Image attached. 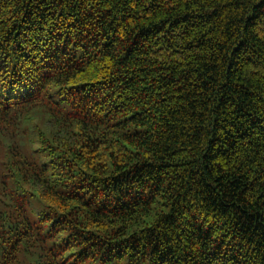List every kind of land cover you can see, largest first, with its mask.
Wrapping results in <instances>:
<instances>
[{"label": "trees", "instance_id": "1", "mask_svg": "<svg viewBox=\"0 0 264 264\" xmlns=\"http://www.w3.org/2000/svg\"><path fill=\"white\" fill-rule=\"evenodd\" d=\"M0 159V264H264V0H0Z\"/></svg>", "mask_w": 264, "mask_h": 264}, {"label": "rangeland", "instance_id": "2", "mask_svg": "<svg viewBox=\"0 0 264 264\" xmlns=\"http://www.w3.org/2000/svg\"><path fill=\"white\" fill-rule=\"evenodd\" d=\"M34 142V136L32 132L25 133L23 137H20L19 144L22 146L25 150H30ZM4 166L2 159H0V174L3 173Z\"/></svg>", "mask_w": 264, "mask_h": 264}]
</instances>
